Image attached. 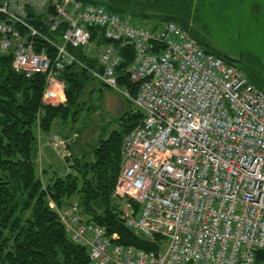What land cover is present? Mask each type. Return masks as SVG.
<instances>
[{
	"label": "built area",
	"instance_id": "built-area-1",
	"mask_svg": "<svg viewBox=\"0 0 264 264\" xmlns=\"http://www.w3.org/2000/svg\"><path fill=\"white\" fill-rule=\"evenodd\" d=\"M52 5L50 31L67 24L59 42L30 27L22 5L2 0L0 54L11 53L14 71L25 78L45 76V101L55 98L58 75L77 65L142 113L123 139L115 191L126 206V227L157 249L117 243L116 235L91 225L72 241L88 236L93 264H264V93L173 22L154 28L75 0ZM89 28L102 30L109 43L96 48ZM37 39L55 55L36 51ZM114 43L133 47L127 73L138 85L134 97L118 87ZM69 48H81L100 70Z\"/></svg>",
	"mask_w": 264,
	"mask_h": 264
},
{
	"label": "trees",
	"instance_id": "trees-1",
	"mask_svg": "<svg viewBox=\"0 0 264 264\" xmlns=\"http://www.w3.org/2000/svg\"><path fill=\"white\" fill-rule=\"evenodd\" d=\"M75 1L102 7L122 19L127 18L133 23H144L154 28L173 22L205 53L236 67L255 88L264 93L263 85L257 83L260 80L230 62L229 57L212 46L206 34L189 26L192 0ZM38 2L40 7L24 2L23 18L40 34L59 42L67 24L62 22L56 32H51L46 22L49 17H56V9L52 2ZM41 6H45L44 10H37ZM18 30L22 37L28 33L19 26ZM88 31L90 42L96 48L109 43L103 38L102 30L89 28ZM113 46L121 57L116 70L118 87L134 97L138 85L131 82L127 73L134 59L133 47L122 43H114ZM41 49H45L50 57L55 55V50L46 41L37 39L36 51ZM68 50L90 70H100L95 60L88 58L81 48ZM12 62L11 53L0 54V264H88L85 249L67 237L64 227L49 207L50 201L62 207L64 198L77 191L78 181L68 174L64 178L56 177L48 187L43 188L36 177L34 129L40 117L39 128L48 133L55 118L67 117L85 84L97 81L87 70L77 65L68 67L58 75L65 86L66 105H47L42 103L45 76L37 74L25 78L23 74L14 71ZM128 102L133 106L131 101ZM142 118V113L133 106L132 113L122 122L121 129L95 145L91 152L92 161H84V155H81L75 159V163L82 182L80 205L92 214L91 221L102 227L108 236L116 235L117 243L155 251V244L138 238L126 227L120 209L112 204V195L121 170L122 137L140 124ZM131 203L133 209L137 210L138 206ZM94 204L98 206L97 210L92 209Z\"/></svg>",
	"mask_w": 264,
	"mask_h": 264
},
{
	"label": "rangeland",
	"instance_id": "rangeland-1",
	"mask_svg": "<svg viewBox=\"0 0 264 264\" xmlns=\"http://www.w3.org/2000/svg\"><path fill=\"white\" fill-rule=\"evenodd\" d=\"M45 1L52 2V0ZM13 2L19 5L28 2L40 7L38 0H13ZM191 5L189 26L206 34L214 48L230 59L237 60V66L246 73L253 74L260 80L256 82L264 87V0H192ZM44 8L45 6H41L37 10L43 11ZM52 88L55 98L48 102L43 100L42 94V103L58 106L61 99L66 105L65 95L63 98L61 95L57 96L58 91H64V83L55 84ZM132 108L133 106L120 91L90 81L85 84L76 105L70 109L67 117L55 118L48 133L41 131L40 117L37 119L34 129L36 135L34 161L36 177L43 188L48 187L56 177L64 178L68 174L76 177L78 181L77 191L64 198L62 207H58L52 201L49 202L50 209L56 214L71 241L74 236L80 239L79 235L85 226H98L91 221L92 214L87 208L80 205L82 182L81 176L77 174L78 165L75 159L84 155V161H92L91 152L95 145L107 139L112 132L120 130L122 122L132 113ZM40 136L43 137L39 138ZM125 136L122 137V142ZM44 146L49 149L42 153ZM112 204L118 206L117 209H120L122 217L126 206L123 198L116 191L112 195ZM97 208L96 204L92 206L94 210ZM26 216H29V213H26ZM87 240L86 235L79 240L78 245L85 249L89 258L88 264H93L89 257Z\"/></svg>",
	"mask_w": 264,
	"mask_h": 264
},
{
	"label": "crops",
	"instance_id": "crops-1",
	"mask_svg": "<svg viewBox=\"0 0 264 264\" xmlns=\"http://www.w3.org/2000/svg\"><path fill=\"white\" fill-rule=\"evenodd\" d=\"M63 92H64V91H62V90H61V91H58V92H57V96L60 97V94H61V96H62V98H63V96H64ZM59 103H60V104H64V101L60 99ZM59 103H58V104H59ZM54 134H55V133H54ZM42 137H43V136H42ZM42 137L40 136L39 138H42ZM43 145H44V144H43ZM46 149H49V148H47V147L44 146L43 149H42V153H44ZM121 165H122V162H121Z\"/></svg>",
	"mask_w": 264,
	"mask_h": 264
},
{
	"label": "water",
	"instance_id": "water-1",
	"mask_svg": "<svg viewBox=\"0 0 264 264\" xmlns=\"http://www.w3.org/2000/svg\"><path fill=\"white\" fill-rule=\"evenodd\" d=\"M228 59H229V61L232 62V63H237V60L230 59V58H228Z\"/></svg>",
	"mask_w": 264,
	"mask_h": 264
},
{
	"label": "bare ground",
	"instance_id": "bare-ground-1",
	"mask_svg": "<svg viewBox=\"0 0 264 264\" xmlns=\"http://www.w3.org/2000/svg\"><path fill=\"white\" fill-rule=\"evenodd\" d=\"M61 95V94H60Z\"/></svg>",
	"mask_w": 264,
	"mask_h": 264
}]
</instances>
